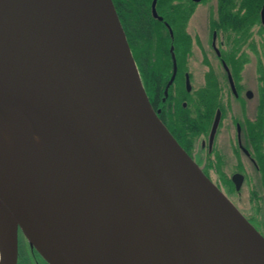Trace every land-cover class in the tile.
Returning <instances> with one entry per match:
<instances>
[{"label":"water","instance_id":"95a60500","mask_svg":"<svg viewBox=\"0 0 264 264\" xmlns=\"http://www.w3.org/2000/svg\"><path fill=\"white\" fill-rule=\"evenodd\" d=\"M156 3L152 15L163 20ZM260 21L264 26V4ZM169 50L172 71L163 100L177 73L173 44ZM185 88L190 90L187 75ZM157 111L112 0H0V112L34 120L53 148L60 137L121 225L92 260L67 250L32 207L0 185V205L16 221L11 264H17L19 231L49 264L51 258L57 264H124L133 240L145 264H264V235ZM218 119L219 112L213 126ZM242 178L232 176L236 189Z\"/></svg>","mask_w":264,"mask_h":264},{"label":"bare ground","instance_id":"6f19581e","mask_svg":"<svg viewBox=\"0 0 264 264\" xmlns=\"http://www.w3.org/2000/svg\"><path fill=\"white\" fill-rule=\"evenodd\" d=\"M47 134L24 115L0 112V185L32 207L67 250L97 260L120 234V216L94 192L65 142L55 136L54 149ZM15 234L16 221L0 205V264L14 258ZM124 264H145L134 240Z\"/></svg>","mask_w":264,"mask_h":264},{"label":"trees","instance_id":"16d2710c","mask_svg":"<svg viewBox=\"0 0 264 264\" xmlns=\"http://www.w3.org/2000/svg\"><path fill=\"white\" fill-rule=\"evenodd\" d=\"M112 1L138 68L140 79L152 106L154 109L160 107L162 109V114L165 111L169 112V103L174 94L175 98H177V112L182 119V112L185 108L181 105L180 101L184 98L183 94H187L186 89L182 87V77L183 71H185L184 64L187 55L190 53L192 42L191 36L185 29L188 18H177L176 13L171 9L170 0H157L156 9L157 12L163 16V20L153 17L151 12L152 0ZM262 1L263 0H244L243 5L248 7L247 12L243 16H237L235 18L222 16L212 21L213 26L226 31L228 37H233L234 45L246 41L251 35L250 28L255 26L256 23L260 27L258 30L259 33L264 36V26L258 15ZM230 5V2L225 3L224 0H220L219 10L222 13H226L228 8H230ZM177 7L180 6L177 5ZM185 9L191 13L193 10V4L185 5ZM164 21H167L171 25L174 36L173 39L171 38ZM171 44L174 45L178 70L177 76L169 87L167 97L165 100H162L164 96V87L172 71V60L169 50ZM251 46L255 49L254 40ZM236 49L222 52V56L230 65L232 75L235 78L238 77L242 63L245 61V58L241 55H235ZM233 52H235V54ZM258 71L261 75L260 77L264 80V70L261 63H259ZM205 81V85L198 91V101L201 102V104L195 105V111L198 116L205 114V116L211 119L215 107L219 105L218 99L220 87L217 85L218 80L217 77L214 76L212 70L206 75ZM161 119L165 123L164 118L162 117ZM256 132L257 131H255V133ZM254 148L257 156V164L261 173V183L264 193V146L261 143H256ZM32 250L33 253L30 254V256L32 255L34 260H36L34 264H49L35 249ZM30 256L25 252L24 247L22 246V240H20L18 243L17 264H33Z\"/></svg>","mask_w":264,"mask_h":264},{"label":"rangeland","instance_id":"374dc122","mask_svg":"<svg viewBox=\"0 0 264 264\" xmlns=\"http://www.w3.org/2000/svg\"><path fill=\"white\" fill-rule=\"evenodd\" d=\"M216 9V0H205L194 6V12L186 22L185 29L191 36L192 42L190 53L187 55L184 64V70H187L191 76V93L183 94L184 98L182 99L192 101L191 104H193L194 107H196L195 105H199L193 101H198V91L205 85L206 75L212 70L214 76L217 77V85L220 87L218 106L223 108V110L225 109L223 114L224 118L221 121L220 126H232L230 121L231 117H241V105L233 99L228 87V82L225 78L224 70L210 45L211 32L214 28L212 21L216 20L214 18L212 20L211 16H216ZM259 28L260 27L257 23L255 26H252L250 28V37L238 45H234L233 37H228L226 31L219 28L221 34L218 35L216 42L217 47L222 52L230 49L235 50L237 48L236 54L235 52L233 53L236 56L241 55L245 58L244 66L241 67L242 69L240 68L241 73L239 74L241 79L239 84L244 90L250 89L254 93V96L251 99V106L248 107L246 105L248 108L252 107L254 115L258 112L256 110L258 98H263L264 96V80L260 77L261 75L258 71L259 63L263 65L264 70V36L259 33ZM253 40L255 41V49L251 46ZM182 80V87L185 88L183 77ZM188 108H191V106L189 105ZM229 133L230 134L228 135L221 134V140L219 141L221 152L226 154L221 169L225 174H230V172L235 169L234 167L236 165L235 158L229 157L227 153L230 150L228 138L232 137V132L230 131ZM194 152H196V149ZM238 161L240 162V159H238ZM243 165L245 179L239 190L235 189L231 181L229 183V179L226 177L227 175L220 177V175L214 171H210L208 174L210 178L225 191L232 203L264 235V193L261 183V173L260 171L255 170L253 166L247 162L243 163ZM22 240V246L27 255L30 256L31 253L28 250L29 244L24 236ZM30 259L34 264L36 260H34L32 255L30 256Z\"/></svg>","mask_w":264,"mask_h":264},{"label":"flooded vegetation","instance_id":"af4514ba","mask_svg":"<svg viewBox=\"0 0 264 264\" xmlns=\"http://www.w3.org/2000/svg\"><path fill=\"white\" fill-rule=\"evenodd\" d=\"M203 1L205 0H198V1L197 0H170V4H171L172 11L176 13L177 15L176 17L183 19V18H190V16L194 12L192 10V12L189 13V11L185 9V5L187 6V5L193 4V9H194L195 5L202 3ZM243 1L244 0H224L225 3L230 2L231 5L229 6L230 8H228V11L226 13L225 12L222 13L219 10L220 0H216V3H217L216 16H211L212 20L213 18L218 19L222 16H226L228 18L229 17L235 18L237 16H243L247 12V7H248V6L245 7L243 5ZM247 1H250V0H247ZM263 4H264V0L262 1L261 6L258 11L259 17H260L261 8ZM177 5L180 7H177ZM219 34H221V31L219 30V28L214 27L211 32L210 45L215 53V56L219 60L221 67L224 70L225 78L228 82V87L233 96V99L236 100L241 105L240 106L241 107V117L240 118L231 117L230 121H231L232 126H220L221 121L224 118L223 114H224L225 109L223 110V108H221L220 106H216L211 119H209V117L205 116V114H201L200 116L197 115L195 111V107L193 106V104H191L192 101H188L187 99H182L180 102H181V105L185 108V110L182 112L183 117L181 119L180 114L177 112V108H176L177 98H175L174 94L171 97V100L169 103V106H170L169 112L165 111L162 114V109L160 107L156 108L155 110L156 111L158 110L157 112H158V116L160 117V119L162 117L164 118L165 120L164 124L167 126L169 131L172 133V135L176 138V140L180 143V145L188 152V154L194 159V161L200 166L201 170L209 178L210 176L208 173H210V171H214L218 173L220 177L223 175L225 176L227 175L226 177H228L229 183L231 181V183L235 187V184L232 180V176L235 173H240L242 175L243 177L242 182L245 179V174L243 171V167H244L243 163L247 162L250 165H252L255 170L259 171V167L257 164V156H256L254 146L256 143H259V144L261 143L264 146V131H263L264 96L263 98H258L257 107H256V110L258 112L256 111L257 113L256 115H254L252 111L253 110L252 107L248 108L251 106V99L253 98L254 93L250 89L244 90V88H241L239 84L240 79H241L240 74L238 75L237 78H235L232 75L230 65L225 61V59L222 56V51L216 45ZM223 62H225L232 76V80L234 82L236 93L233 92L230 87V83L228 79V71L224 67ZM243 66H244V62L242 64V67ZM241 69L239 73H241ZM186 75L188 76L189 81L191 79L190 73L187 70H185L183 72L184 87H185ZM176 76H177V73H176ZM186 92L188 94L191 93V84H190V90H186ZM193 102L196 104H201V102L199 101H193ZM189 105L191 106V108H188ZM217 112H219L218 123L216 126H213L214 119L216 117ZM230 131L232 132L231 134L232 137L228 138L230 150L227 153L229 157L235 158L236 165L234 167L235 169L232 170L230 174H225L224 171L221 169H222L224 156H226V154L221 152L220 147H219L220 145L219 141L221 140L220 139L221 134L228 135L230 134L229 133ZM255 131L257 132L255 133ZM195 149H196V152H194ZM263 155H264V151H263ZM238 159H240V162L238 161ZM216 185L218 186V184ZM219 189L228 197V195L225 193L224 190H222V188L219 187ZM239 189H236V190H239ZM22 239H23V234L21 233V231H19L18 243ZM32 249L34 248H31L29 245L28 250L31 252V254L33 253Z\"/></svg>","mask_w":264,"mask_h":264}]
</instances>
